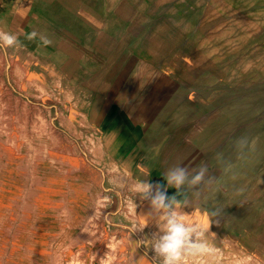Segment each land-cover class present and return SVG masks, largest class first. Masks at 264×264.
Wrapping results in <instances>:
<instances>
[{
  "label": "rangeland",
  "instance_id": "obj_1",
  "mask_svg": "<svg viewBox=\"0 0 264 264\" xmlns=\"http://www.w3.org/2000/svg\"><path fill=\"white\" fill-rule=\"evenodd\" d=\"M139 7L157 13V46L142 54L183 82L184 139L204 141L197 166L215 175L214 215L188 216L210 236L208 264H264V0ZM87 101L0 48V264H155L144 243L158 231L150 202L105 153Z\"/></svg>",
  "mask_w": 264,
  "mask_h": 264
},
{
  "label": "crops",
  "instance_id": "obj_2",
  "mask_svg": "<svg viewBox=\"0 0 264 264\" xmlns=\"http://www.w3.org/2000/svg\"><path fill=\"white\" fill-rule=\"evenodd\" d=\"M135 1L0 0V22L4 32L18 37L20 56L88 96L83 114L121 170L138 183L166 186L171 168L184 167L194 175L206 149L204 141L184 139L183 82L158 71L156 56L142 54L157 46V13ZM32 31L38 36L28 40ZM41 35L51 44L43 45ZM207 140L212 150L215 141ZM208 175L215 176L211 170ZM213 183L166 191L201 222L214 215Z\"/></svg>",
  "mask_w": 264,
  "mask_h": 264
},
{
  "label": "clouds",
  "instance_id": "obj_3",
  "mask_svg": "<svg viewBox=\"0 0 264 264\" xmlns=\"http://www.w3.org/2000/svg\"><path fill=\"white\" fill-rule=\"evenodd\" d=\"M38 36L36 31L27 34L28 40ZM43 45H50L51 41L41 35ZM20 42L15 34L0 31V48L19 46ZM241 146L245 140L238 141ZM142 167V166H141ZM194 175H189L184 167H174L164 176L166 186L153 185L149 182L136 184L135 191L141 200L150 202L151 215L155 218V226L158 231L151 234L145 241L154 253L155 264H190L199 261V264H208V254L212 251V244L202 229L188 221V214L183 211L184 204L177 195L169 197L166 188L176 189V193H182L185 186H199L205 182L211 183L214 177L208 175L207 166H201L194 170ZM207 178V179H206ZM141 224L140 231L145 227Z\"/></svg>",
  "mask_w": 264,
  "mask_h": 264
},
{
  "label": "bare ground",
  "instance_id": "obj_4",
  "mask_svg": "<svg viewBox=\"0 0 264 264\" xmlns=\"http://www.w3.org/2000/svg\"><path fill=\"white\" fill-rule=\"evenodd\" d=\"M243 258H244V255H243Z\"/></svg>",
  "mask_w": 264,
  "mask_h": 264
}]
</instances>
